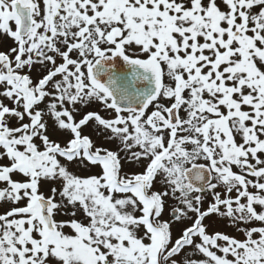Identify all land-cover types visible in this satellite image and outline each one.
<instances>
[{"label": "snow or ice", "instance_id": "6c2138e0", "mask_svg": "<svg viewBox=\"0 0 264 264\" xmlns=\"http://www.w3.org/2000/svg\"><path fill=\"white\" fill-rule=\"evenodd\" d=\"M0 264H264V0H0Z\"/></svg>", "mask_w": 264, "mask_h": 264}, {"label": "rangeland", "instance_id": "374dc122", "mask_svg": "<svg viewBox=\"0 0 264 264\" xmlns=\"http://www.w3.org/2000/svg\"><path fill=\"white\" fill-rule=\"evenodd\" d=\"M219 230L221 231H224L225 233L227 234H230V235H237L238 238H243L242 235H238L229 225H227L226 223L225 224H222L219 228Z\"/></svg>", "mask_w": 264, "mask_h": 264}]
</instances>
